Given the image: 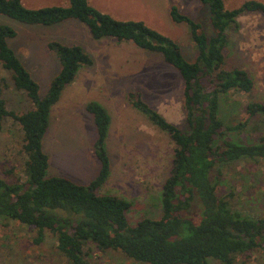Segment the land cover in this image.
Returning a JSON list of instances; mask_svg holds the SVG:
<instances>
[{
	"label": "trees",
	"instance_id": "obj_1",
	"mask_svg": "<svg viewBox=\"0 0 264 264\" xmlns=\"http://www.w3.org/2000/svg\"><path fill=\"white\" fill-rule=\"evenodd\" d=\"M69 2V6L30 9L23 0H0V15L29 26L79 21L96 41L113 38L161 54L181 76L184 129L144 102L139 92L128 96L132 107L175 144L162 192V216L144 218L132 225L128 218L131 202L99 194L111 176L106 148L111 117L97 102H89L86 110L97 129L98 176L88 185L49 176L50 159L44 140L52 109L79 71L94 62L80 45L50 42L48 50L59 58L61 69L41 97L40 85L9 45V40L17 37V30L0 23V62L11 72L14 87L24 92L34 106L22 114L10 111L3 97L7 82L0 80V132L8 118L17 122L24 133L25 155L24 180L8 183L0 179V222L30 228L37 246L44 244L50 233L66 264H91L88 257L93 250L101 254L115 251L137 264H245L264 253V215L238 210L233 193H227L221 181L224 172L238 162L264 161V136L257 143L243 142L232 135L241 132L245 123L228 125L221 117L224 95L231 91L251 93L255 87L247 71L226 67L228 31L239 28L238 18L244 13L264 14V3L249 1L238 9L227 10L224 0H200L211 11L210 35L201 24L171 6L172 21L189 26L199 50L196 61L190 63L176 41L144 21L117 20L92 6L90 0ZM247 113L250 118L264 116V104H248Z\"/></svg>",
	"mask_w": 264,
	"mask_h": 264
},
{
	"label": "rangeland",
	"instance_id": "obj_2",
	"mask_svg": "<svg viewBox=\"0 0 264 264\" xmlns=\"http://www.w3.org/2000/svg\"><path fill=\"white\" fill-rule=\"evenodd\" d=\"M224 1L227 10L238 9L249 1L264 3V0ZM23 3L30 9L68 4L67 0H23ZM90 4L117 20L144 21L176 41L190 63L196 61L199 50L189 26L172 21L171 6L178 7L182 14L201 24L207 34H212L210 8L200 0H91ZM0 23L17 30V37L10 39L9 45L40 85L41 97L47 94L61 69L59 58L48 50L50 42L80 45L94 62L80 71L52 109L50 129L44 140L50 159L49 176L68 178L80 185H88L98 176L97 130L93 116L86 110L89 102H97L112 118L106 141L112 175L99 194L131 202L128 218L132 225L144 218H160L163 187L170 174L175 144L167 133L132 107L128 96L139 92L144 102L184 129L183 81L177 70L161 54L143 50L133 42H118L113 38L96 41L87 27L76 20L44 27L25 25L0 15ZM239 24V28L228 31L226 67L247 71L255 87L251 93L231 91L224 95L221 117L228 125L245 123L244 129L232 137L257 143L264 136V116L250 118L247 105L264 104V14L244 13ZM1 79L7 82L3 97L10 111L22 114L34 108L26 94L14 87L11 72L0 62ZM23 145L20 125L8 118L0 132V179L8 183L24 180ZM221 181L226 192L233 193L238 210L264 215V161L238 162L224 172ZM33 237L34 231L26 226L0 222V264H66L50 233L40 246L33 243ZM88 259L91 264H137L115 251L101 254L93 250ZM245 264H264V253Z\"/></svg>",
	"mask_w": 264,
	"mask_h": 264
},
{
	"label": "crops",
	"instance_id": "obj_3",
	"mask_svg": "<svg viewBox=\"0 0 264 264\" xmlns=\"http://www.w3.org/2000/svg\"><path fill=\"white\" fill-rule=\"evenodd\" d=\"M90 2H91V0H90ZM165 2H166V1H165ZM67 3H68V4H66V5L69 6V4H70L69 0H67ZM66 5H65V6H66ZM92 6H93V5H92ZM94 7H95V6H94ZM166 7H168V6H167V3H166ZM238 22H239V18H238ZM82 69H83V68H82ZM82 69H81V70H82ZM81 70H80V71H81ZM80 71H79V73H80ZM79 73H78V74H79ZM77 76H78V75H77ZM71 86H72V85L68 86V87L63 91L62 96H61V99L63 98V96H64V94L66 93L67 89H68L69 87H71ZM61 99H60V100H61ZM59 102H60V101H59ZM59 102H58V103H59ZM87 112H88V111H87ZM51 117H52V116H51ZM50 124H51V120H50ZM111 124H112V118H111ZM95 126H96V125H95ZM49 129H50V126H49ZM96 130H97V129H96ZM47 133H48V132H47ZM45 138H46V137H45ZM107 148H108V146H107ZM44 150H45V149H44ZM45 152H46V151H45ZM96 157H97V156H96ZM97 159H98V158H97ZM99 164H100V163H99ZM111 175H112V172H111ZM108 181H109V180H108ZM108 181H107V182H108ZM100 190H101V189H100ZM100 190H99V191H100ZM102 195H103V194H102Z\"/></svg>",
	"mask_w": 264,
	"mask_h": 264
}]
</instances>
